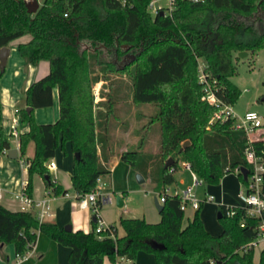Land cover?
Wrapping results in <instances>:
<instances>
[{
    "label": "trees",
    "instance_id": "16d2710c",
    "mask_svg": "<svg viewBox=\"0 0 264 264\" xmlns=\"http://www.w3.org/2000/svg\"><path fill=\"white\" fill-rule=\"evenodd\" d=\"M27 1L0 0V47L30 33L18 43L19 53L34 64L42 58L50 61L49 70L25 90L31 110L17 109L29 125L18 134L28 193L33 173L43 176L51 192L68 191L47 166L56 148H64L66 142L73 150L71 183L77 195L93 188L99 175L110 173L108 121L118 118L110 114L123 91L120 78L109 76L111 70L127 71L134 102L152 101L160 107L150 121L160 126L158 149L150 153L136 146L118 153L154 183L157 193L175 181V169L186 161L205 182L216 183L236 171L247 185L240 167H248L244 148L249 136L234 127V116L210 121L218 106L203 94L210 88L230 105L239 97L241 88L232 78L237 72L233 53L245 50L253 55L264 48V0H176L173 11L165 14L153 13L149 0H42L34 12L27 10ZM102 79H109L112 88L96 100L93 89ZM55 85L59 115L54 121H36L34 108L53 103ZM1 116L0 101V152L10 147ZM260 128L251 134V142L264 165V127ZM187 138L190 141L181 148ZM29 140L35 142L31 156L25 155ZM169 156L173 161L166 166ZM262 184L264 195V177ZM180 201L178 195H166L158 221L122 215L123 233L109 223L101 236L95 231L97 221L90 231L66 230L58 222L39 220L29 208L0 203V241L13 242L15 252L24 254L43 231L70 247L67 262L58 264H105L107 256L113 261L123 255L131 258L129 264H137L139 250L154 253L155 264H211V259L215 264H264V245L253 262L251 244L260 232L264 209L251 213L246 203L222 202V229L212 234L199 214L203 202L184 224ZM155 242L163 246L154 247Z\"/></svg>",
    "mask_w": 264,
    "mask_h": 264
},
{
    "label": "crops",
    "instance_id": "0c3cea01",
    "mask_svg": "<svg viewBox=\"0 0 264 264\" xmlns=\"http://www.w3.org/2000/svg\"><path fill=\"white\" fill-rule=\"evenodd\" d=\"M25 34L19 35V37L13 38L6 45H9L10 51L7 55L6 66L2 75L0 76V101H1V125L4 127L5 132L10 133L11 123L14 118H18L19 132L25 131L29 128L26 120H21L20 115L17 113V109L22 106H26V88L41 74L46 73L50 68V61L48 59H39L35 64L27 62L25 56L19 53L18 43L23 40H27L29 37H25ZM40 75V76H39ZM24 100L23 105L18 103ZM59 115V98L57 92V86L53 87V103L48 106H38L34 108V117L36 121H54ZM11 135V134H10ZM16 144L10 147L17 148V156L10 157L7 154V158L0 156V185L5 191V195L0 199V203L5 207L11 209H24L27 208L25 204L21 203L19 199L15 197L16 193L21 192L26 183L27 164L24 162V158L19 156V142L18 135H15ZM26 146L25 154L31 156L34 152L35 142L29 140ZM2 153H7L2 152ZM73 150L70 142L65 143V147L58 146L55 150V154L51 156L47 163L54 164V167H48L49 174L54 180L61 183L68 191L66 193H54L46 186L44 178L41 174L33 173L31 196L33 198H40L49 191V199L51 212L45 216L44 219L58 222L60 226H64L66 223L72 224V229L81 228L85 231H90L94 226V220L91 216L90 206H84L76 201V190L71 183V172L73 165ZM110 166V173L105 175L106 186L113 194L110 200L102 204L99 209V217L105 223H114L117 225L119 218L124 216H137L135 213L138 208H132L127 204L129 200L130 190L142 191L141 198H139L142 205V215L150 222L158 221L160 218V210L155 208L154 196L157 192L154 187V183L146 178L143 181L136 179L137 171L134 170L130 164L122 159L119 155H110L107 160ZM179 167H187L182 164ZM188 169V168H187ZM189 170V169H188ZM119 171L124 172L125 180L123 182L118 181ZM177 171L179 174H177ZM149 181V185L145 187L144 183ZM192 182V175L190 170V176L186 177L182 173V169H175V181L172 186H178L180 188L186 187V185ZM121 183V184H120ZM208 189V190H207ZM246 190V184L242 182L237 173L230 172L225 173L219 178L216 183L206 182L204 187V194L210 191L213 195L212 198L204 200L203 204L210 202L213 206V211L218 208L219 204L224 202L230 205L244 204L240 194ZM120 193L123 198L122 206L106 205L111 202L112 199L115 202L116 194ZM116 204V202H115ZM139 207V206H138ZM206 206L200 209V217L206 228L212 234H218L222 229V224L219 226L209 225L207 218ZM132 210V211H131ZM134 210V211H133ZM194 208L187 207L184 211L183 223L186 224L188 218L192 217ZM217 211V213H218ZM118 227V233H123V228L120 225ZM220 229V230H219ZM36 242L33 247L28 249L24 257L17 261L15 252V245L13 242L0 241V264H58L66 263L69 257L70 247L61 241L50 238L45 232L39 231L36 236ZM264 245V238H260L257 243L254 244L253 262H257L259 259L260 248ZM136 263L137 264H155L154 253H145L142 250L137 252ZM106 259V258H105Z\"/></svg>",
    "mask_w": 264,
    "mask_h": 264
},
{
    "label": "rangeland",
    "instance_id": "374dc122",
    "mask_svg": "<svg viewBox=\"0 0 264 264\" xmlns=\"http://www.w3.org/2000/svg\"><path fill=\"white\" fill-rule=\"evenodd\" d=\"M40 3L42 0H39ZM162 5L165 4L164 0H160ZM25 37H30V33H24ZM234 60L236 62V73L232 76L233 80L241 88V93L239 97L233 102L232 110H234V115L236 119H239L240 116L244 114L246 110L256 109L260 113H263L264 110V100L262 96L264 95V48H260L253 55L248 54L241 56L238 54V51L233 53ZM25 60L26 57H25ZM27 62H30L27 60ZM202 64L203 58H200ZM44 74V73H43ZM109 76L118 77L117 83L122 84V94L119 99L112 107L113 113L110 115H118V118H110L108 121V136H109V149L112 152L110 155L117 154L121 149L126 147H136L140 146L145 152L153 153L158 149L159 146V134L160 126L158 122H150L152 115L159 111L160 107L154 102H137L133 101L132 94L130 90L131 79L127 71L116 72L111 70L108 72ZM42 75V74H41ZM40 76V75H39ZM112 85L109 81L103 80L99 81L94 86L95 99L98 100L101 98L102 94L107 95L110 92ZM20 106L24 104V100L21 98V101L18 103ZM214 118H211L212 121ZM261 131V128L254 130V134H257ZM9 141L12 146L16 144L15 135H9ZM141 144V145H140ZM26 155V154H25ZM2 158H7V153L0 152ZM22 158V157H21ZM24 158V157H23ZM24 162L26 163L25 159ZM182 169L183 175L186 177L190 176V170L184 167H178ZM118 181L123 182L125 180V174L122 171H119ZM180 172V171H179ZM177 171V174H179ZM230 173H237L236 171H229ZM121 184V183H120ZM145 187L149 185V181L144 183ZM206 182L199 184L195 188V192L199 198H203L204 187ZM208 190V189H207ZM210 193V191H208ZM142 191L130 190L129 200L127 204L132 206L133 209L138 208L135 211L138 215H142V205L140 204L139 198H141ZM112 197L113 194L111 193ZM243 201V200H242ZM115 205L114 200L106 203V205ZM139 206V207H138ZM206 206L207 218H209L208 223L212 226H220L221 221L217 217L218 208L214 211L210 202L202 205V208ZM91 208V207H90ZM155 208L158 209L157 205ZM92 211V209H91ZM132 211V210H131ZM134 211V210H133ZM119 226V222L117 223ZM221 228V227H219ZM123 230V229H122ZM220 230V229H219ZM145 253H151L145 250H142ZM136 259V258H135ZM105 264H114V262L107 256L105 259Z\"/></svg>",
    "mask_w": 264,
    "mask_h": 264
},
{
    "label": "built area",
    "instance_id": "2783aa9c",
    "mask_svg": "<svg viewBox=\"0 0 264 264\" xmlns=\"http://www.w3.org/2000/svg\"><path fill=\"white\" fill-rule=\"evenodd\" d=\"M122 2H126L127 0H120ZM165 4L162 5L160 0H149L148 8L151 11L159 12V10H163V14L171 13L175 8L176 0H164ZM198 1V0H193ZM155 2H157V6H155ZM204 78V74L201 75ZM206 93L203 94V97L206 98L210 103L216 104L218 107L214 111L212 118L217 119V117L223 118L227 116H234V127L243 129L247 136H249V143L244 148V152L248 161V174H247V185L246 190L243 191L240 196L246 204L249 205L250 212H261L264 209V195L262 194L263 188V177H264V165L261 159V155L258 154L252 144V133L255 129L259 127H264V110L263 113H260L256 109H249L244 112L239 119H236L234 115V110H232V105L221 102L217 96H215L212 89L206 87ZM264 103V102H263ZM18 118H14L11 123L10 134L18 135L19 128L17 126ZM8 148L3 149L2 152H6ZM183 166L187 167L191 170L192 182L184 188H180L178 186L166 185L163 192L157 193V197L159 202L165 200L166 195H178L181 199V209L186 210L187 207H192L194 209L198 208L200 204L204 200H208L213 197L212 194L206 193L203 198H199L195 192V188L203 183V178H201L194 170L191 169L189 162H183ZM48 167H54V164L47 163ZM25 185V184H24ZM5 195V191L3 187L0 185V199H2ZM15 197L19 199V201L25 206L35 212L36 217L41 220L44 219L46 215L51 212V205L49 199V191L40 198H33L30 193H28L24 187L21 192L16 193ZM111 191L106 186V180L102 175H99L96 178V184L93 188H91L88 192L83 194H76L77 203L90 206L93 213L96 215V226L95 231L98 236H101L102 232L106 229L109 223H105L99 217V203H105L110 200ZM228 212H233L231 208L228 207ZM260 238H264V219L260 223V232L256 238L253 239L252 245L257 243ZM250 244V245H251ZM27 252V251H26ZM25 252V253H26ZM24 254H17V261L24 257ZM114 264H129L131 262V258L128 256H118L115 260H113ZM211 264H215L214 259L210 260Z\"/></svg>",
    "mask_w": 264,
    "mask_h": 264
},
{
    "label": "water",
    "instance_id": "95a60500",
    "mask_svg": "<svg viewBox=\"0 0 264 264\" xmlns=\"http://www.w3.org/2000/svg\"><path fill=\"white\" fill-rule=\"evenodd\" d=\"M40 1L39 0H28L26 2V8L29 12H34L35 9L38 7ZM155 6H157V2H155ZM159 12L161 14H163V10H159ZM10 51V47L9 45H6L4 44L2 47H0V69L1 70H4L5 66H6V59H7V55ZM238 54L241 55V56H245L247 55V51L245 50H239L238 51ZM262 100H264V97H262ZM32 106L31 105H26V109L28 110H31ZM190 140L187 138L185 139V141L183 142L181 148H183L185 146V144H187ZM7 154L8 156L10 157H16L17 156V148L16 147H9L8 150H7ZM75 155H77V151L74 152ZM173 161V157L172 156H169L165 162V165H169L171 162ZM241 170H242V173H243V176L244 178L246 179L247 178V174H248V168L244 165H242L241 167ZM46 177H49V174L46 175ZM136 179L138 181H143L145 179L144 175L141 173V171H137L136 173ZM115 202L116 204H118L119 206H122V203H123V198L121 197L120 193L116 194L115 196ZM154 202L156 203L158 209L160 210L162 207H163V203L159 202L158 200V197L157 195L154 196ZM220 216V211H218L217 213V217ZM92 220H96V215L93 213L92 216H91ZM66 230H72V224L69 222V223H66L64 224L63 226ZM162 247L163 246V243H160V242H155L154 243V247Z\"/></svg>",
    "mask_w": 264,
    "mask_h": 264
}]
</instances>
